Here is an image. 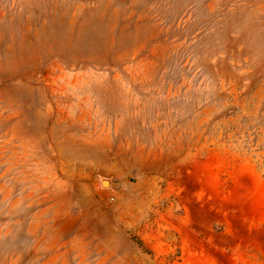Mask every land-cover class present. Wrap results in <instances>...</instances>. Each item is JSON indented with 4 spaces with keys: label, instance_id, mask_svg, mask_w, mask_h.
I'll use <instances>...</instances> for the list:
<instances>
[{
    "label": "rangeland",
    "instance_id": "374dc122",
    "mask_svg": "<svg viewBox=\"0 0 264 264\" xmlns=\"http://www.w3.org/2000/svg\"><path fill=\"white\" fill-rule=\"evenodd\" d=\"M0 264H264V0H0Z\"/></svg>",
    "mask_w": 264,
    "mask_h": 264
},
{
    "label": "bare ground",
    "instance_id": "6f19581e",
    "mask_svg": "<svg viewBox=\"0 0 264 264\" xmlns=\"http://www.w3.org/2000/svg\"><path fill=\"white\" fill-rule=\"evenodd\" d=\"M104 184H106V183H104Z\"/></svg>",
    "mask_w": 264,
    "mask_h": 264
}]
</instances>
